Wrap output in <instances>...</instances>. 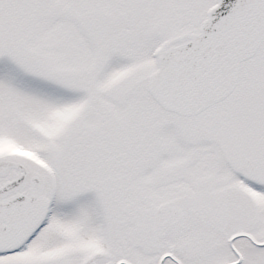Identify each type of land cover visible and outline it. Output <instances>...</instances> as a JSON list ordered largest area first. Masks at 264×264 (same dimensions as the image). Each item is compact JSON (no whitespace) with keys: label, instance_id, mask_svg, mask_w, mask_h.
I'll return each instance as SVG.
<instances>
[{"label":"snow or ice","instance_id":"1","mask_svg":"<svg viewBox=\"0 0 264 264\" xmlns=\"http://www.w3.org/2000/svg\"><path fill=\"white\" fill-rule=\"evenodd\" d=\"M0 264H264V0H0Z\"/></svg>","mask_w":264,"mask_h":264}]
</instances>
